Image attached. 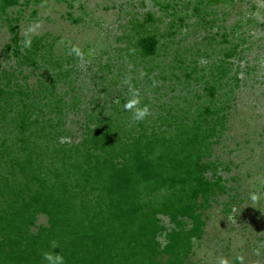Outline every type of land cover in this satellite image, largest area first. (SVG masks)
<instances>
[{
  "label": "rangeland",
  "instance_id": "obj_1",
  "mask_svg": "<svg viewBox=\"0 0 264 264\" xmlns=\"http://www.w3.org/2000/svg\"><path fill=\"white\" fill-rule=\"evenodd\" d=\"M144 35L156 39L153 55L140 52L136 41ZM129 82L140 105L149 107L140 122L124 109L134 99ZM0 88L9 90L0 99V180L11 177L3 146L11 155L25 154L16 139L30 137L40 124L53 125L46 126L51 137L39 139L49 150L78 144L88 130L111 128L130 139L139 131L167 135L178 125H199L197 166L212 192L195 209L204 223L185 264H217L218 258L239 264L238 256L243 264H264V0L0 5ZM19 108L36 123L18 129L11 118ZM14 178L24 180L18 170ZM158 218L165 231L173 226L167 215ZM48 224L47 214L37 213L30 230ZM158 240L164 243V234Z\"/></svg>",
  "mask_w": 264,
  "mask_h": 264
},
{
  "label": "trees",
  "instance_id": "obj_2",
  "mask_svg": "<svg viewBox=\"0 0 264 264\" xmlns=\"http://www.w3.org/2000/svg\"><path fill=\"white\" fill-rule=\"evenodd\" d=\"M16 2L0 0V5ZM136 42L142 55L155 53L153 35ZM5 92L0 88V99ZM16 113L11 119L18 129L36 123L26 109ZM46 126L53 125L40 124L30 137L16 139L25 154L2 148L11 177L0 180V264H42L45 250L62 254L66 264H185L191 239L200 237L204 223L195 209L205 206L212 192L197 166L199 125H178L167 135L165 129L139 131L130 139L111 128L92 129L78 144H55L50 150L40 141L50 135ZM16 170L24 180L14 178ZM37 213L47 214L49 224L33 232ZM159 214L172 221L168 231ZM162 234L164 243L158 240Z\"/></svg>",
  "mask_w": 264,
  "mask_h": 264
},
{
  "label": "clouds",
  "instance_id": "obj_3",
  "mask_svg": "<svg viewBox=\"0 0 264 264\" xmlns=\"http://www.w3.org/2000/svg\"><path fill=\"white\" fill-rule=\"evenodd\" d=\"M32 31L31 28H29L26 32H25V36L26 39L24 41L25 46H30L31 45V39L28 38V32ZM72 52L80 59L83 60V55L80 52L79 48L73 47ZM144 73L141 72V76H143ZM128 92L129 95L134 97V99H130L128 101L125 102L124 104V109L126 111H131L132 112V119L136 122H140L143 121L148 115H149V107L147 105H140V101L138 99V91L135 90L130 82H129V87H128ZM134 101V102H133ZM252 201H256L258 199L257 195L255 193L251 194L250 196ZM57 247V244L55 241H51L50 242V249H55ZM259 254V252H257V255ZM41 260H42V264H66V260L65 257L58 253V252H54L51 250H45L42 252L41 254ZM236 260L239 262V264H243V257H236ZM217 264H228V261L224 258H218L217 259Z\"/></svg>",
  "mask_w": 264,
  "mask_h": 264
}]
</instances>
